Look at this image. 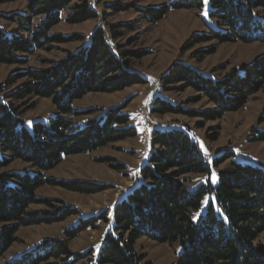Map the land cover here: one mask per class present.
Here are the masks:
<instances>
[{
    "label": "trees",
    "instance_id": "16d2710c",
    "mask_svg": "<svg viewBox=\"0 0 264 264\" xmlns=\"http://www.w3.org/2000/svg\"><path fill=\"white\" fill-rule=\"evenodd\" d=\"M12 0H0L7 2ZM104 0H27L24 12H0V64H24L25 54L54 43L82 40L84 35L53 32L62 20L69 24L98 19L96 8ZM203 0H174L155 7L134 4H107L113 10L134 8L149 22L162 20L170 11L202 9ZM209 16L216 20L207 33L195 34L187 48L197 43L242 41L264 42V0H208ZM17 23L18 32L8 33L3 21ZM133 22L97 26L88 44L48 68H27L11 74L0 85V167L14 160L29 165L23 171L0 174V259L17 240L19 226L54 223L79 216L64 230L63 237L41 240L31 250L4 264H153L138 250V241L148 238L177 244L173 264H264V243L257 239L264 232V162L240 161L228 150L211 158L201 152L197 140L185 126L155 128L151 149L138 169L135 183L125 190L109 210L82 216L70 204L55 205L40 198L36 190L46 184L80 193H96L108 185L78 180H56L46 175L69 155L87 154L137 136L126 111L127 102L107 108L75 110L73 102L89 92H116L147 79L132 68L143 54L119 42ZM210 50L208 53H212ZM213 72V71H212ZM205 74L193 66L174 62L162 75L164 90L192 87L198 100L206 98L215 107L196 111L185 102H172L154 95L149 110L153 115L177 114L218 119L243 107L249 96L264 83V53L243 71L232 68L225 76ZM19 79L26 81L6 92ZM182 83L180 86L176 84ZM50 98L54 116L43 122L33 119L30 128L23 117L22 101ZM29 109V108H28ZM84 124L72 117L89 116ZM264 117L260 118V121ZM202 124V123H199ZM214 138V135H211ZM252 140L264 141V131ZM228 164L218 168L221 163ZM124 163L114 165L117 170ZM206 178L192 186V176ZM32 204L52 208L31 211ZM107 225L97 249L75 251L70 240L87 229Z\"/></svg>",
    "mask_w": 264,
    "mask_h": 264
},
{
    "label": "rangeland",
    "instance_id": "374dc122",
    "mask_svg": "<svg viewBox=\"0 0 264 264\" xmlns=\"http://www.w3.org/2000/svg\"><path fill=\"white\" fill-rule=\"evenodd\" d=\"M94 1V0H90ZM174 0H104L97 4L98 19L87 20L83 23L69 24L62 20L53 29L55 33L63 35H84L82 40L67 43H54L47 48L35 49L33 53L25 54L27 62L24 64H0V85L4 84L9 76L17 71L31 68H48L59 61L70 51H76L91 40L93 30L109 23L133 22L135 30L126 31L119 42L125 48L143 54L133 60L132 68L147 79L145 84H135L116 92H89L73 102L75 110L90 108H107L127 102L126 111L131 116V124L137 130V136L113 144L106 145L100 150L87 154L67 156L55 168L46 172V175L56 180H78L108 185L104 191L96 193H80L62 188L60 185L46 184L36 190L40 198L49 199L55 205L70 204L80 210L82 216L97 214L105 209L109 210L119 196L130 188L136 179L138 169L151 149V135L155 128H171L185 126L197 140L201 152L211 160L212 157L230 150L240 161H263L264 141L252 140L251 136L257 131H264V83L262 88L249 96L246 104L239 110L230 111L221 118L205 120L202 117H189L177 114L153 115L149 107L154 95L172 102H185V107L196 111H205L215 107L208 103L206 98L198 100V93L192 87L184 90L166 91L161 84L165 74L174 62L189 64L208 75L212 72L215 77L225 76L232 68L238 67L243 71L257 56L264 53V42L256 41L245 43L242 41L219 43L217 41L201 42L187 48L195 34L207 33L214 27L216 20L208 13V3L202 9L182 8L170 11L162 20L149 22L141 18L134 8L128 10H113L106 8L107 4L123 6L134 4L137 7H155ZM27 0H12L0 2V12L11 14L24 12ZM207 13L205 16L203 13ZM3 27L10 33L18 32L17 23L4 20ZM213 50L212 53H208ZM26 80L19 79L6 89V92L23 84ZM182 83L176 84L180 86ZM19 104L25 110L23 117L25 124L30 128L33 119L43 122L56 113V107L50 98L35 97L31 101H22ZM29 108V109H28ZM99 112L89 116L72 117L76 123L84 124L86 118L95 117ZM202 123V124H199ZM185 125V126H184ZM214 135V138H211ZM124 163V168L117 170L115 164ZM228 164L221 163L217 169ZM29 165L21 160H14L8 166L0 167V174L10 171H23ZM192 186L206 178L205 174H195L192 177ZM31 211H44L52 208L46 204H32ZM77 216L54 223H40L19 226L17 240L10 246L0 259V264L11 261L23 252L31 250L41 240L54 237H63L64 230L75 224ZM107 225L102 224L97 229L82 231L77 237L70 240V246L75 251H86L89 248L97 249ZM257 243H264V232L258 237ZM138 250L146 255V259L153 264H173L177 258L179 246L177 244L160 243L148 238L138 241ZM44 264H56L51 260Z\"/></svg>",
    "mask_w": 264,
    "mask_h": 264
},
{
    "label": "snow or ice",
    "instance_id": "6c2138e0",
    "mask_svg": "<svg viewBox=\"0 0 264 264\" xmlns=\"http://www.w3.org/2000/svg\"><path fill=\"white\" fill-rule=\"evenodd\" d=\"M204 4H207L208 3V0H203ZM205 16L207 15V13H203Z\"/></svg>",
    "mask_w": 264,
    "mask_h": 264
}]
</instances>
